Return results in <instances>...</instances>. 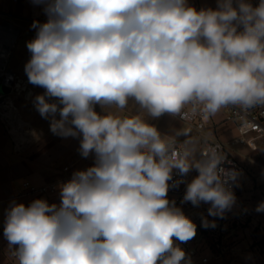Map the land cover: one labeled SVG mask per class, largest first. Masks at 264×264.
<instances>
[{
    "label": "clouds",
    "instance_id": "1",
    "mask_svg": "<svg viewBox=\"0 0 264 264\" xmlns=\"http://www.w3.org/2000/svg\"><path fill=\"white\" fill-rule=\"evenodd\" d=\"M48 19L27 42L28 82L42 118L60 137H79L94 164L60 185V203L14 204L3 235L18 264H190L175 241L197 226L168 199L173 171L198 173L184 202L223 217L238 173L215 148L180 152L139 115H101L134 100L152 118L185 106L205 118L227 106L264 107V0H33ZM57 114L59 118H57ZM257 212L264 211V202ZM204 227H215L203 222Z\"/></svg>",
    "mask_w": 264,
    "mask_h": 264
},
{
    "label": "crops",
    "instance_id": "2",
    "mask_svg": "<svg viewBox=\"0 0 264 264\" xmlns=\"http://www.w3.org/2000/svg\"><path fill=\"white\" fill-rule=\"evenodd\" d=\"M188 3L198 10L217 6V0H188ZM47 19L43 4L33 0H0V26L16 30L9 65L17 74L14 84L20 93L17 106L31 130L30 142L18 153L14 142L19 141V136L8 134L0 123V264H18L17 258L12 256L18 246L10 247L3 235L8 210L14 204L27 206L36 199H45L49 204L60 203V191L52 195H22L23 184L28 181L42 186L58 182L66 174L64 168L68 167L69 174L73 175L77 170L92 166L95 161L94 154L88 158L80 155L79 137L64 138L53 134L51 118H42L36 110L35 97L45 90L28 82L25 65L31 53L26 45L36 35L33 22L42 24ZM95 110L101 115H139L156 126L166 140L177 139L185 146L188 142V146L196 149L198 157L199 138L189 126L177 119V115L164 114L154 119L134 100H129L124 109L115 105L102 108L97 104ZM208 131L228 146L232 156L243 166L244 173L237 179L235 203L222 218L210 216V204L203 202L199 206L191 204L185 208L175 205L197 226L196 236L186 243L195 248L201 258L208 259L206 264H264V211H256L257 206L264 202V138L258 141L255 149L232 146L237 138L236 125L225 120L223 108L211 116ZM189 174L193 177L198 175L195 169ZM168 199L173 201V195H168ZM204 221L209 225L214 223L215 227H204ZM192 264L204 263L197 257Z\"/></svg>",
    "mask_w": 264,
    "mask_h": 264
},
{
    "label": "built area",
    "instance_id": "3",
    "mask_svg": "<svg viewBox=\"0 0 264 264\" xmlns=\"http://www.w3.org/2000/svg\"><path fill=\"white\" fill-rule=\"evenodd\" d=\"M253 6L259 4V0H248ZM0 26V123L11 136L17 134L19 141L14 142V149L20 152L24 145L30 142L31 130L27 123L22 119L21 113L17 106V100L20 93L15 89V81L17 74L10 68V57L12 48L6 44L5 35ZM225 111V120L233 122L236 125L237 138L231 143L232 146H246L251 149L257 147L258 141L264 138V107H255L248 110H243L239 106H227L223 108ZM177 119L189 126L195 135L199 138L198 157L202 150L207 148H215L222 155H225L226 161L222 165L228 169H234L238 173L235 181L230 182L231 190L236 193V183L238 177L244 173L243 166L232 156L228 146L211 134L208 129L211 124V116L205 118L203 114L197 110L193 111L192 106L182 110L181 114L177 115ZM174 141V148L177 152L184 149L185 145L177 139ZM66 173L58 182L47 185L35 186L31 182L23 184L22 195H52L60 191V185L69 179L72 175L69 174L70 169L64 168ZM194 177L189 173L186 176H181L178 170L173 171V180L170 181L172 185L169 189L168 195H173L175 205L181 208L190 206L191 202H184L183 197L186 191L187 184ZM180 248L186 253V259L190 260V264L198 257L202 263L206 264L208 259L201 258L199 252L187 243H180L175 241ZM15 252L12 256L16 258Z\"/></svg>",
    "mask_w": 264,
    "mask_h": 264
},
{
    "label": "bare ground",
    "instance_id": "4",
    "mask_svg": "<svg viewBox=\"0 0 264 264\" xmlns=\"http://www.w3.org/2000/svg\"><path fill=\"white\" fill-rule=\"evenodd\" d=\"M2 32L6 38V44L11 48L15 43L16 30L12 27H3Z\"/></svg>",
    "mask_w": 264,
    "mask_h": 264
},
{
    "label": "rangeland",
    "instance_id": "5",
    "mask_svg": "<svg viewBox=\"0 0 264 264\" xmlns=\"http://www.w3.org/2000/svg\"><path fill=\"white\" fill-rule=\"evenodd\" d=\"M195 147H196V144H195ZM241 147H243V146H241ZM237 148H239V147H237Z\"/></svg>",
    "mask_w": 264,
    "mask_h": 264
}]
</instances>
